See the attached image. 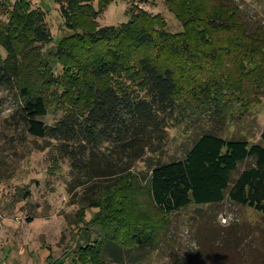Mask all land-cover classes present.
I'll use <instances>...</instances> for the list:
<instances>
[{"label": "trees", "instance_id": "1", "mask_svg": "<svg viewBox=\"0 0 264 264\" xmlns=\"http://www.w3.org/2000/svg\"><path fill=\"white\" fill-rule=\"evenodd\" d=\"M115 1L55 0L67 34L53 65L46 13L0 0V108L13 102L1 150L22 132L53 167L68 163L73 203L98 211L73 264L145 263L189 209L203 250H170V264L253 259L242 225L220 232L217 216L229 202L264 220V130L255 143L222 136L262 101L264 29L250 31L235 0H165L180 32L137 5L127 23L102 26ZM49 114L59 119L42 121ZM178 130L194 138L170 153Z\"/></svg>", "mask_w": 264, "mask_h": 264}, {"label": "rangeland", "instance_id": "2", "mask_svg": "<svg viewBox=\"0 0 264 264\" xmlns=\"http://www.w3.org/2000/svg\"><path fill=\"white\" fill-rule=\"evenodd\" d=\"M16 1L3 0V3L13 5ZM26 1L46 13L53 43L45 46L42 53L54 65L56 60L53 54L67 34L58 6L55 0ZM235 2L242 10L250 31L255 29V24L264 29V0ZM132 5L140 6L153 15H165L171 31H181L180 23L167 11L165 0H116L100 19V24L115 26L127 23L129 17L126 11ZM0 22H7L6 17L0 15ZM0 54L5 56L1 46ZM261 98L262 101L252 106L240 124L230 125L222 136L228 139L244 137L252 143L257 142L264 130V93ZM12 107L13 102H9L8 106L0 108V132L8 136L10 133L4 130L3 123ZM57 119L59 116L49 114L42 121L53 124ZM20 134L23 137L22 144L1 150L0 142V159L4 162L0 166V264H73L77 245L85 244L87 238L94 239L89 223L98 211L82 209V206L73 203L66 189L69 182L68 163L62 162L53 167L48 151H39L31 138L22 132ZM170 137L175 138L172 139L175 143L169 147L170 153H174L180 143H189L188 140L194 138V131L187 135L182 130L171 131ZM144 168L143 164H139L137 171H143ZM193 211L186 210L172 220L173 225H176L172 226L171 223L172 241L168 237L166 242L169 241V245L164 244L160 252L152 253L151 259L141 264H170L174 254L184 256L188 252H202L201 237L204 235L198 234V226L190 223ZM217 223L220 232L232 224L242 225V229L246 230V239L251 240L255 257L251 259V253L247 251L245 254H250L242 256L239 264H264V257L258 260L259 256L264 255V220L258 214L226 202L217 216ZM6 258L10 259L9 263L5 261ZM212 264L224 262L219 263L217 260Z\"/></svg>", "mask_w": 264, "mask_h": 264}, {"label": "crops", "instance_id": "3", "mask_svg": "<svg viewBox=\"0 0 264 264\" xmlns=\"http://www.w3.org/2000/svg\"><path fill=\"white\" fill-rule=\"evenodd\" d=\"M1 260V259H0ZM5 261H7V263H9L10 259L9 258H6Z\"/></svg>", "mask_w": 264, "mask_h": 264}]
</instances>
